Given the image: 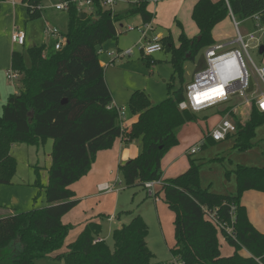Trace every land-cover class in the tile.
Returning <instances> with one entry per match:
<instances>
[{
    "label": "trees",
    "instance_id": "16d2710c",
    "mask_svg": "<svg viewBox=\"0 0 264 264\" xmlns=\"http://www.w3.org/2000/svg\"><path fill=\"white\" fill-rule=\"evenodd\" d=\"M5 1L0 0V4ZM22 2L31 19L41 16L35 10L41 0ZM228 3L235 18L249 20L258 15L264 26V0H228ZM148 6V0H142L112 13L96 3L95 12L81 20L76 6L70 3L66 11V43L60 51L54 49L52 40L37 48L33 46V53L28 48V66L23 54L12 52L11 68L23 77L0 116V184H9L16 170V161L10 154L12 145L38 147L51 139L53 146L47 184L43 187L45 207L0 218V264H35V260L42 258L61 260L64 264H165L156 262L149 250L148 226L138 214L131 215L128 223L112 231L113 248L99 238L101 227L94 222L65 245L72 227L61 222L77 204L69 187L88 173L99 151L109 150L120 137L127 143L141 141L139 155L119 165L118 170L125 188H144L145 183L162 179L161 161L179 144L180 129L199 120L197 113L179 111L178 104L185 98L182 87L172 91L168 86V97L158 104L151 103L144 92H134L127 106L128 115L137 116V121L128 133L121 128L117 112L107 109L112 98L97 50L117 38V24L134 17L144 24L152 21L154 16ZM227 17L223 0H198L191 11L198 35L189 39L177 23L180 30L177 45L171 34L162 37L163 50L170 53L174 75L181 82L185 62L194 61L201 50L215 45L212 31ZM63 100L65 104L61 103ZM225 114L235 119L231 108L218 115ZM235 123L236 131L227 139H234L236 150L252 149L255 131L264 124V112L251 102L245 123L237 120ZM208 134L203 149L216 145ZM188 161L189 168L175 178L161 181L157 193L175 215L172 259L185 264H264V234L249 222L240 202L244 192L264 194V168L237 166L228 171L225 177L233 174L236 191L234 195H220L201 187L199 166L190 155ZM35 186H40L39 180ZM204 209L215 213L218 221L226 225H231L233 218L235 240L224 230L219 232ZM220 234L234 249L229 257L221 255ZM96 239L100 241L94 243ZM243 250L249 257L240 254Z\"/></svg>",
    "mask_w": 264,
    "mask_h": 264
},
{
    "label": "rangeland",
    "instance_id": "374dc122",
    "mask_svg": "<svg viewBox=\"0 0 264 264\" xmlns=\"http://www.w3.org/2000/svg\"><path fill=\"white\" fill-rule=\"evenodd\" d=\"M54 2L55 0H42V16L36 19H31L29 17L26 5L22 3V0H17V5L15 7L8 3V1L5 2V4L3 3L4 5L2 4L0 8V37L3 38L4 33L15 26L21 32L25 33L27 40L24 47L11 43L12 45L9 47L10 58H8V60L6 59L5 63L8 64V67L5 71L11 68V51L23 54L28 66L29 56L27 49L29 48L30 52L33 53V46L37 48L48 42L43 34L44 22L57 28L61 34L66 33V11L57 12L51 7ZM168 2V0H159L157 6L151 7H159L158 10L160 11L162 6ZM126 8L127 6H125V4H118L115 10L120 12ZM173 20L171 31L162 28H159L158 31L164 34V36L171 34L174 44H177L179 26ZM178 20L181 21L182 26L184 25L183 28L185 27V35L188 38H194L193 36L195 33L193 30L197 31V28L191 20L188 5L187 9L182 10V14ZM138 21L139 23L141 21L139 17L129 19L124 22L122 29L119 27L120 24H117L118 32L120 33L126 31L129 27H134ZM236 21L241 35L244 37V40L247 41V36L254 31V22L251 20H240L238 18H236ZM219 27H222V32L228 37L225 41H234L235 28L229 17H227L225 22ZM13 30L11 29L12 32L10 33L11 42ZM138 36L139 34L137 31H129L126 36L120 35L116 39L103 43L97 50L99 66L103 67L106 87L113 100H116L119 106L125 108L127 117H134L128 115L127 106L129 98L134 92H144L153 104L162 102L169 95L168 86L171 87L172 91L181 87L185 90L186 86L192 82L195 72L203 65L205 56V50H201L194 61L187 60L185 62L183 68V81L181 82L179 77L174 75L170 63V53L163 50L151 57L143 55L139 50L141 47L140 44H137ZM255 44L254 42L250 43L248 49L249 57L256 67H264V54L259 53V48H254ZM260 46H264V36L261 37ZM231 47L232 46L229 48ZM130 48L132 49L131 56H124L123 58L120 57L113 60L114 57L109 55L112 52L115 53V55L120 54ZM99 50H101L102 53H100ZM248 71L250 75V90L248 91L247 98L251 100L253 97L256 98L260 93L264 92V84L255 74L250 64H248ZM5 83L15 92H17L20 87V84L17 82L12 86L6 80ZM243 104H245V98L234 95L226 105H218L197 113L199 120L197 122L188 123L180 129L178 133L179 144L172 148L165 155L163 160L172 151L177 154V156H180L189 146L196 145V147L198 146V150L196 154L190 155V157L196 161V164L199 166L198 171L201 187L208 186V188L216 194L234 195L236 191L235 178L231 174L229 178L226 179L225 174L228 171H233L237 166L261 168L263 165H260L258 162L260 156L255 150L251 151L250 149L241 152L234 149L233 138L217 142L216 145L207 146L205 149H203L198 142L205 137L208 130H211L218 119V114L224 111L228 105V108H236L238 105L243 106ZM246 108L247 107H245V109ZM236 115L238 116V114ZM224 116L234 121V117L230 114H225ZM204 118L207 119L204 120ZM238 118L241 119L240 116ZM137 141L139 140L133 142ZM139 142L141 143V141ZM52 146L53 140L51 139L38 147L28 146L26 144L12 145L10 154L16 161V170L9 184H0V217L9 216L7 213L9 210H12L15 214H19L29 212L33 209L44 208L45 194L42 184H47V173H45V169H48L51 164L50 155ZM188 157L189 155H186L183 159L187 166H189ZM116 176L118 179L115 187L119 189V193H115L117 196V204L120 206L119 208L126 211L119 213V220H129L128 218L134 214L142 215L148 226L147 245L154 255L155 261L169 264L172 260L170 249L175 245V243L173 245V241L175 242V240L173 238L174 225L172 223L175 219L174 213L167 208L162 197L157 194L158 192H155L157 195L154 200V198H149L147 196L146 191L142 187L125 188L122 181V174L119 170L115 173V178ZM36 180L40 181V186H35ZM114 182L115 181H113L111 185H114ZM242 198L246 205L247 218L259 232L264 233V194L256 191H247L242 194L241 201ZM159 208H162L163 212H161ZM100 227L99 238L110 248H113V241L111 238L113 225L110 226V224L101 220ZM68 235L70 237L72 232L68 233ZM219 243L220 252L223 257H229L233 254V247L228 244L221 234L219 236ZM35 264L64 263L61 260L42 258L35 260Z\"/></svg>",
    "mask_w": 264,
    "mask_h": 264
},
{
    "label": "built area",
    "instance_id": "2783aa9c",
    "mask_svg": "<svg viewBox=\"0 0 264 264\" xmlns=\"http://www.w3.org/2000/svg\"><path fill=\"white\" fill-rule=\"evenodd\" d=\"M142 0H55L51 6L57 12L67 11L69 4L73 3L79 13L84 15H92L95 12V5L98 3L102 9L111 11L114 13L115 7L118 4H125V6L137 5ZM227 9L228 17L232 20L235 28L234 41L227 44L219 43L210 46L205 49L204 56V68L194 74L192 82L186 86L184 90L185 98L178 104L179 111H189L193 113H199L207 109L216 107L218 105L227 103L232 96L238 95L245 98V104L254 102L257 109L260 112H264V92L260 93L258 97H253L251 100L247 98L248 91L250 90V75L248 71V64H250L264 84V67H256L249 57L248 49L250 43H256L254 48H260L261 37L264 36V26L260 23L258 15H254L250 20L254 21V31L247 37L245 41L241 35L236 18L232 14L228 0H223ZM159 0H148L149 4L156 5ZM43 6L39 5L35 8L36 11H42ZM34 11V10H33ZM127 31H137L140 38L138 44H140V52L145 56H152L158 52L163 51L162 37L156 32V29L152 21L143 23L138 27H129ZM44 36L54 42V49L60 51L66 43L64 34L50 26L47 22L43 27ZM118 34V33H117ZM12 43L17 46L23 47L25 44V33L19 29L14 28L12 33ZM232 46L231 48H229ZM101 53L102 51L99 50ZM110 56L117 58H123L124 56H131L132 49H127L120 54L110 53ZM23 77V74L10 69L6 73L8 81L14 83L19 82ZM108 110H114L117 112L120 126L124 129V118L126 116L125 108H119L113 103L108 107ZM236 123L229 120L227 117L222 118L209 132L208 137L214 142H221L227 139L228 136L235 133ZM204 144V140L199 143L200 146ZM198 146L189 150V154L193 155L197 152ZM161 185L160 181L147 182L144 184V189L148 192L149 196L156 199V193L154 187ZM115 190V187L107 184L98 186L100 193H110ZM233 208H231V213ZM204 213L212 221L218 231L224 230L225 233L235 240V234L233 232L234 219H231V225H226L218 221L216 214L204 209ZM100 241L96 239L94 243ZM169 264H185L182 261L172 259Z\"/></svg>",
    "mask_w": 264,
    "mask_h": 264
},
{
    "label": "crops",
    "instance_id": "0c3cea01",
    "mask_svg": "<svg viewBox=\"0 0 264 264\" xmlns=\"http://www.w3.org/2000/svg\"><path fill=\"white\" fill-rule=\"evenodd\" d=\"M7 1L11 5H13L14 7L17 5V0H7ZM7 1H5V2H7ZM18 1H21V0H18ZM168 1H169L168 3H166L165 5L162 6L160 11L158 10L159 7H155V8L153 7L152 8L151 6H155L153 4H149V6H148V11L150 13H152L154 16V18L152 19V23L156 29V32L159 33L161 37H163L164 34L160 33L158 31V29L162 28V29H166V30L171 31L170 29H171L173 19H174L173 20L174 22L179 23L182 26L181 21L178 20L182 14V10L187 9V5H188L189 14L191 16L192 8L198 0H194V1H192V0H168ZM212 1L216 2V0H212ZM5 2H2L0 4V8H1L3 3L5 4ZM41 3H42V0H41ZM157 4H156V6H157ZM41 6H42V4H41ZM114 13H117V11L115 10ZM41 16H42V13H41ZM225 20L222 21L221 23H219L217 26H215L213 31H212V36H213V39L215 41V44H218V43L227 44L230 42V41H225L226 38H228V37L224 32H222V27H219L223 24V22H225ZM251 21H253V20H251ZM123 24L119 25V27L121 29L123 27ZM142 24L143 23H141V21H140V23L138 21V23L134 27L141 26ZM183 26H182V28H183ZM14 27L15 26H13V28ZM13 28H11V29L13 30ZM15 28H17V27H15ZM184 28H183V31L185 32ZM11 29H8L4 33L3 38L0 37V116L3 112V107L6 104L8 97L12 94L17 93L15 91H13L11 89V87L6 85V83H5V80L11 86L14 83H16V82L12 83V82L8 81L6 78L7 71L12 69V68L5 71V69L8 67V64L5 63L6 59L8 60V58H10L9 47H11V45H12L11 44L12 42L10 40V37H11L10 33L12 32ZM118 31L119 30L116 26V33H118L117 37L120 35L126 36L127 33L129 32L126 30V31H122L119 33ZM193 32L195 33L193 37H196L198 35V29H197V31L193 30ZM179 34H180V30H179ZM139 38H140V36H138L137 44L139 42ZM189 39H192V38H189ZM46 40L48 42L50 41L47 38H46ZM26 41L27 40H26V35H25L24 46L26 45ZM48 42L44 43V44H48ZM175 45H177V44H175ZM12 52H15V51H11V54H12ZM2 64H4V65H2ZM202 68H204V61H203V65H201V68L199 70H201ZM198 71H196V72H198ZM20 81L17 83L20 84ZM105 83H106V81H105ZM112 103L119 108H124V107L119 106V103L116 100H113V98H112ZM226 104H228V102L221 104V105H226ZM228 106L226 108H228ZM245 107H247V108L245 109ZM231 112L234 113V116H235V119H233L234 120L233 122H235V120H237L243 124L247 120V115L249 112V104L248 105L243 104V106L238 105L236 108H231ZM236 114H238V116ZM239 116L241 119L238 118ZM217 117H218V119L216 120L213 127L222 118L227 117V116H221L220 117V115H218ZM136 121H137V116H134V117L125 116L124 122H123L124 130H126V132L128 133L131 129V125L133 123H135ZM209 131L210 130H208L207 133H209ZM178 139H179V136H178ZM203 140H204V138L201 139L198 142V144ZM252 143L254 144V146L251 149V151L255 150L257 152V154L260 156V159H258V162L260 163V165H263L261 168H264V124L256 129L255 137H254ZM193 147H196V145L195 146L194 145L189 146L187 149L184 150V153L180 156H177V154L173 153V151H172L168 154L169 157L167 156L163 161H161V169L163 171V176H162L161 181H163L165 179L175 178V177L179 176L180 174L184 173L189 168V166H187V164L183 161V159L185 158L186 155L187 156L190 155L189 150ZM140 149H141V143L139 141L133 142V143H127L123 137L117 138L114 141L113 146L109 150L99 151L96 154L95 160L93 161L88 173L85 176H83L80 180H78L77 182H75L74 184H72L69 187L70 190L74 193V200L77 202V204L74 208H72V210H70L67 214H65L61 219L62 224L69 225L72 227L71 231L69 232V233L72 232V235L70 236L71 238L69 237V235L67 236V238L65 240V245L76 240V238L83 231L84 227L90 222H94V223H97L100 225V221L104 220V222L110 224V226L113 225L112 231L116 228H119L122 224H126L129 222L131 216L128 218L129 220H124V221L119 220L120 219L119 213H123L126 211L122 210V208H119L120 206L117 204V196L115 193H119V189L117 187H115L116 181L118 179L117 176L115 178V173L117 172L119 165H122V164L126 163L127 161L136 158L140 153ZM49 167H50V165H49ZM49 167H48V169H49ZM252 168H257V167H252ZM48 169H45V173H48ZM226 179H228V178H226ZM113 181H115L114 185H111ZM102 184L111 185V186L115 187V190L110 192V193H100L98 191V186L102 185ZM42 185H43V187L46 186V184L45 185L42 184ZM231 185H232V183H231ZM203 188H206L209 191H211L208 188V186L203 187ZM159 189H160V185H157L154 187L155 192H158ZM211 192H213V191H211ZM213 193H215V192H213ZM146 194L149 198H153V197L149 196L147 191H146ZM220 195H228V194H220ZM240 202H241V205L244 206V208L246 209V205L244 204L243 198H242V201H240ZM118 209H120V210H118ZM159 210L161 212H163L162 208H159ZM7 213L9 216L15 215V213H13L12 210H9ZM138 215H140V214H138ZM140 216L143 218L142 215H140ZM4 217H8V216H3L0 218H4ZM171 217H172V215H171ZM144 221H145V218H144ZM249 222H250V220H249ZM172 228H173V225H172ZM174 243L175 242L173 241V245H174ZM62 251H65V248ZM241 253H244V254H241ZM241 253L240 254L243 255L244 257H249V255L247 254V252L245 250L241 251Z\"/></svg>",
    "mask_w": 264,
    "mask_h": 264
},
{
    "label": "water",
    "instance_id": "95a60500",
    "mask_svg": "<svg viewBox=\"0 0 264 264\" xmlns=\"http://www.w3.org/2000/svg\"><path fill=\"white\" fill-rule=\"evenodd\" d=\"M80 19L81 20H85L86 19V15H84L83 13H80ZM197 40H199V37L197 38ZM259 53L260 54H263L264 53V46H260ZM61 103L62 104H65L66 103V100H63Z\"/></svg>",
    "mask_w": 264,
    "mask_h": 264
}]
</instances>
